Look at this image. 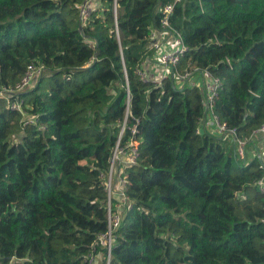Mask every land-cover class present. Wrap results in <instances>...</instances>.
<instances>
[{"label":"trees","instance_id":"16d2710c","mask_svg":"<svg viewBox=\"0 0 264 264\" xmlns=\"http://www.w3.org/2000/svg\"><path fill=\"white\" fill-rule=\"evenodd\" d=\"M0 0V85L30 63L44 73L0 97V264H87L107 228L112 148L135 139L130 205L110 264H264V170L198 130L199 89L143 81L160 8L187 47L179 69L221 80L214 112L239 136L264 126V0ZM92 42L93 47L90 45ZM30 117H34L29 123Z\"/></svg>","mask_w":264,"mask_h":264},{"label":"built area","instance_id":"2783aa9c","mask_svg":"<svg viewBox=\"0 0 264 264\" xmlns=\"http://www.w3.org/2000/svg\"><path fill=\"white\" fill-rule=\"evenodd\" d=\"M93 2L95 3V0H84L79 7L82 25L85 24L86 18L91 12ZM159 10L163 14L160 20V28L155 27L151 30L147 47L152 54L141 63V66L136 68L138 76L143 81L152 80L158 85L162 83L163 79L171 78L173 88L177 90H182L186 87L199 89L203 107L202 117L198 120L199 132L206 131L226 141L232 148L233 155L240 162L248 163L253 159H257L259 166L264 170V126L254 130L248 137H241L235 127L228 126L225 121L216 115L214 103L221 87L220 78L214 76L207 69H179L178 64L187 47L184 45L180 34L169 24L168 16L172 11V5H167ZM90 45L93 47L94 44L90 42ZM149 64H153L156 72H158L156 76L153 75L152 69L148 67ZM144 66H146L147 70L144 69ZM44 70L42 65L30 63L25 74L15 86L5 87L0 85V97L8 100L18 93L31 89L42 76ZM8 106L13 110H21L22 101L19 99L8 100ZM33 119L34 117H30L27 122L31 123ZM125 122L126 117L122 122L118 139L112 148L108 173L101 176L107 192V228L104 232L97 235L94 246H97L100 251L89 253L86 256L87 264H110L115 230L121 222L123 213L130 205V200L125 193L127 183L125 169L136 162L139 141L134 137L137 130L136 125H133L130 128L132 136L124 145L121 144ZM255 186L264 195V173L256 181Z\"/></svg>","mask_w":264,"mask_h":264},{"label":"crops","instance_id":"0c3cea01","mask_svg":"<svg viewBox=\"0 0 264 264\" xmlns=\"http://www.w3.org/2000/svg\"><path fill=\"white\" fill-rule=\"evenodd\" d=\"M148 67L152 69V71L154 72V74H153L154 76H156V75L158 74V72H156V70H155L153 64H149ZM258 139H259V138H258Z\"/></svg>","mask_w":264,"mask_h":264},{"label":"rangeland","instance_id":"374dc122","mask_svg":"<svg viewBox=\"0 0 264 264\" xmlns=\"http://www.w3.org/2000/svg\"><path fill=\"white\" fill-rule=\"evenodd\" d=\"M144 69H146V70H147L146 66H144Z\"/></svg>","mask_w":264,"mask_h":264}]
</instances>
